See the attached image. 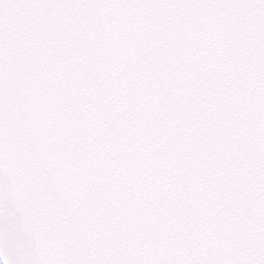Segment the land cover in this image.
Segmentation results:
<instances>
[{"label":"snow or ice","instance_id":"snow-or-ice-1","mask_svg":"<svg viewBox=\"0 0 264 264\" xmlns=\"http://www.w3.org/2000/svg\"><path fill=\"white\" fill-rule=\"evenodd\" d=\"M0 264H264V0H0Z\"/></svg>","mask_w":264,"mask_h":264}]
</instances>
